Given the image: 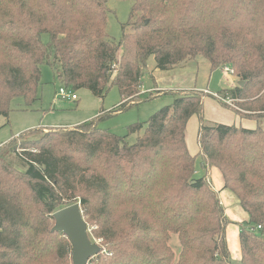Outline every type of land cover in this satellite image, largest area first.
<instances>
[{"label":"trees","instance_id":"trees-1","mask_svg":"<svg viewBox=\"0 0 264 264\" xmlns=\"http://www.w3.org/2000/svg\"><path fill=\"white\" fill-rule=\"evenodd\" d=\"M107 1L0 0V117L16 99L22 111L38 101L43 65L71 91L102 98L115 87L122 96L92 120L33 128L0 146V264H72L71 245L51 232V216L76 203L102 249L88 264H230V221L211 169L248 216L239 263L264 264V0H131L123 28L132 32L118 42L105 34ZM150 57L160 71L198 57L211 71L228 67L241 85L214 94L239 110L205 92L179 91L124 136L100 129L102 119L140 101ZM207 96L255 128L206 124ZM191 117L196 156L185 138Z\"/></svg>","mask_w":264,"mask_h":264},{"label":"rangeland","instance_id":"rangeland-1","mask_svg":"<svg viewBox=\"0 0 264 264\" xmlns=\"http://www.w3.org/2000/svg\"><path fill=\"white\" fill-rule=\"evenodd\" d=\"M133 2L131 0H108L107 1V22L105 34L110 40L118 42L123 34L131 33V27L126 25L130 9ZM46 41L47 37H43ZM142 90L140 101L131 106L129 109L104 118L99 123V128L108 130L118 136H124L128 126L134 123H144L151 115L165 106L173 103L175 95L179 91H209L218 93L223 90L232 89L237 85V79L222 69L215 71L210 70L207 60L198 57L195 60L187 61L182 67L171 71H160L155 68L153 57L147 62V71L143 75ZM158 86V91L154 89V84ZM59 88H64L62 84L54 80L51 69L43 65L41 67V79L38 88V101L27 111L18 110L22 103L21 99L12 102V111L7 118L0 117V146L16 138L18 135L37 128V132H46L48 129L62 127L70 129L86 121L94 119L99 113H108L115 109L122 102V96L115 87L102 97L94 96L86 89L67 92L75 94L76 100H63L57 96ZM209 93V94H210ZM153 94L152 98H145ZM203 120L206 124H232L239 125L236 120L237 116L231 109L223 108L214 98L207 96L204 101ZM234 121L233 123H226ZM242 123V122H241ZM246 123V122H245ZM243 127L249 126L247 123ZM260 126L264 127V121ZM253 128L256 123L252 122ZM247 125V126H246ZM198 130V120L189 122L186 129L187 149L191 153L196 149V133ZM129 144L136 141V135H130L126 138ZM202 170L199 164H196V174L200 175ZM224 210V208H223ZM247 223V222H246ZM246 223L237 224L229 222V225L236 226L237 230L241 227H248ZM89 237L91 238L90 230ZM92 239V238H91ZM99 244V241H96ZM171 249L178 253L179 246L176 236H172L169 243ZM230 264H240L238 260L232 259L233 254L238 253L237 242L235 250L230 248Z\"/></svg>","mask_w":264,"mask_h":264},{"label":"water","instance_id":"water-1","mask_svg":"<svg viewBox=\"0 0 264 264\" xmlns=\"http://www.w3.org/2000/svg\"><path fill=\"white\" fill-rule=\"evenodd\" d=\"M51 217L54 222L51 232L64 234L71 245L72 264H88L101 252L99 244L89 239V229L79 203L59 209Z\"/></svg>","mask_w":264,"mask_h":264},{"label":"crops","instance_id":"crops-1","mask_svg":"<svg viewBox=\"0 0 264 264\" xmlns=\"http://www.w3.org/2000/svg\"><path fill=\"white\" fill-rule=\"evenodd\" d=\"M158 89L159 88L155 83L153 90L158 91ZM142 92H143V90H142ZM204 101H205V99H204ZM204 109H205V107H204ZM235 117H236V120L239 122L237 124H239L240 126L243 127L244 125H242V124H244L246 122L249 126L246 125L247 127H244V128H249V129L253 128V126H254L252 124L253 121L240 120V118L238 116H235ZM194 119H195V117H191V119L187 123V127H188L189 122L194 121ZM233 122L234 121H227L226 123H233ZM233 124H236V123H233ZM230 125H232V124H230ZM187 127H186V129H187ZM185 138H186V132H185ZM196 147L197 148L194 149L193 151H191V153L189 152L192 156H196L199 153V147L197 145V142H196ZM208 179H209V182L211 183L213 189L218 192L219 201H220L222 207L224 208V213H225V216L228 218V220L230 222H234L237 224L246 223L248 221V216L240 208L238 201L235 198V196L230 191L223 190V179H222V176L219 173V171H217L216 169H211L209 174H208ZM238 234H239V230H237L236 226H233V225L227 226L226 238H227L228 248H229V250H230V248L235 250L236 242H237L238 253L233 254L232 259L239 261L240 260V250H239Z\"/></svg>","mask_w":264,"mask_h":264},{"label":"built area","instance_id":"built-area-1","mask_svg":"<svg viewBox=\"0 0 264 264\" xmlns=\"http://www.w3.org/2000/svg\"><path fill=\"white\" fill-rule=\"evenodd\" d=\"M223 72H226L230 75L233 76V71L231 69H229L228 67H224ZM68 90H66L65 88H59L57 96L63 100H67V99H71V100H76L77 97L75 94H71L70 92H67ZM205 93L209 94V91H205ZM214 98H216L217 100H219L220 102H222L223 104H225L226 106L235 109V110H239L237 107L234 106V101L229 99V98H221L220 96L214 94V93H210Z\"/></svg>","mask_w":264,"mask_h":264}]
</instances>
